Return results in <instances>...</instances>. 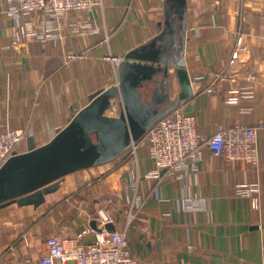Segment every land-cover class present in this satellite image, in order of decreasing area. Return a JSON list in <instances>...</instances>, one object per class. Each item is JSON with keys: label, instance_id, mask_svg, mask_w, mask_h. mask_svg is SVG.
<instances>
[{"label": "crops", "instance_id": "0c3cea01", "mask_svg": "<svg viewBox=\"0 0 264 264\" xmlns=\"http://www.w3.org/2000/svg\"><path fill=\"white\" fill-rule=\"evenodd\" d=\"M100 1L54 21L51 37L20 35L14 45L21 24L32 22L42 32L47 17L17 20L9 12L14 2L0 0V133H26L18 154L29 151L31 139L37 147L51 142L92 94L117 84L128 53L163 32L164 0ZM187 1L185 60L194 94L179 106L202 136L211 137L219 126L258 128L256 160L227 162L202 145L186 169L154 175L148 131L135 153L130 148L109 163L65 176L40 207L0 209V264L38 262L50 236L37 233L38 219L59 204L64 213L57 209L58 216L48 219L59 218L77 233L94 220L104 228L113 223L145 264H264V0ZM241 36L245 48L236 56ZM247 87L253 100L226 103L230 90ZM181 91L176 79L172 100ZM248 106L253 110L241 111ZM133 176L140 181V202L125 193ZM253 183L260 187L256 202L237 194L239 185ZM33 215L29 222L23 218ZM25 225L27 244L20 237Z\"/></svg>", "mask_w": 264, "mask_h": 264}, {"label": "water", "instance_id": "95a60500", "mask_svg": "<svg viewBox=\"0 0 264 264\" xmlns=\"http://www.w3.org/2000/svg\"><path fill=\"white\" fill-rule=\"evenodd\" d=\"M163 32L128 53L119 66V84L92 94L51 142L16 154L0 170V209L11 204L40 207L67 175L109 163L128 151L164 115L193 96L185 60L187 0H164ZM172 71L182 91L172 100ZM118 116H109L114 101ZM91 227L101 233L96 220ZM115 232L113 223L105 226Z\"/></svg>", "mask_w": 264, "mask_h": 264}, {"label": "built area", "instance_id": "2783aa9c", "mask_svg": "<svg viewBox=\"0 0 264 264\" xmlns=\"http://www.w3.org/2000/svg\"><path fill=\"white\" fill-rule=\"evenodd\" d=\"M10 14L17 20L35 14L47 17V22L42 32L37 31L32 22L21 24L17 30V39L14 45L20 42V35L37 37L45 40L51 37L54 21H61L72 13H83L92 10L100 0H12ZM86 29L89 24L84 25ZM76 32L80 28L75 27ZM88 31V30H87ZM244 38L238 39L239 50L244 49ZM119 84V80L116 85ZM255 92L251 87L230 90L226 103L238 105L243 99L253 100ZM180 105V104H179ZM252 106L243 108L242 112H250ZM120 111L118 100L114 101V110ZM264 127V125H260ZM258 128L236 125L233 128L219 126L211 137L202 136L197 131L195 118L186 115L180 106L160 118L149 130L147 140L151 146V156L154 163V175L164 172L173 174L178 170L187 168L189 157L197 158L202 145H207L213 154L224 158L227 162L243 160L253 163L258 155L257 146ZM26 137L24 131H4L0 133V170L16 154ZM137 143V142H136ZM136 143H133L132 152H136ZM139 178L131 177L125 187L128 197H134V201L140 202L137 195ZM260 190L258 183L241 184L237 187V194L241 197L257 200ZM101 233L93 228H87L71 239L61 235L49 236L45 240L46 252L36 264H145L137 257L129 247V241L123 232H107L104 225ZM97 233L94 240L87 239ZM0 231V236H1ZM27 244V238L23 237Z\"/></svg>", "mask_w": 264, "mask_h": 264}, {"label": "rangeland", "instance_id": "374dc122", "mask_svg": "<svg viewBox=\"0 0 264 264\" xmlns=\"http://www.w3.org/2000/svg\"><path fill=\"white\" fill-rule=\"evenodd\" d=\"M173 75H172V88H174V83H175V80H176V77L174 75V71L172 72ZM109 114H114L116 113V111H109L108 112ZM60 205V209L62 210V212L64 213V207L62 208V204H59ZM17 208V207H16ZM60 210L59 208H51L50 211H47L45 212L44 214H41L39 219H38V230H37V233L39 234H44V236H48V235H61L63 236L64 238L66 239H71V238H74L75 236H77L79 233L81 232H75L74 230H71L70 227L68 226V224L61 220L59 221V218H57V220L55 221L56 223H54L53 221H51L50 219H48V216L52 215V214H57L58 216V212L59 211H56V210ZM35 216H23V218L25 220H27L28 222L30 220H32V218H34ZM29 225V224H28ZM28 225H25V228L28 226ZM28 229L26 228L25 231H23L21 234H20V237H21V241H23V237H28V233L29 231H27ZM85 229L82 230V232L84 231ZM1 231V229H0ZM46 232V233H45ZM23 236V237H22Z\"/></svg>", "mask_w": 264, "mask_h": 264}]
</instances>
